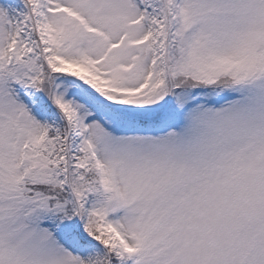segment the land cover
Segmentation results:
<instances>
[{
  "label": "snow or ice",
  "instance_id": "6c2138e0",
  "mask_svg": "<svg viewBox=\"0 0 264 264\" xmlns=\"http://www.w3.org/2000/svg\"><path fill=\"white\" fill-rule=\"evenodd\" d=\"M0 264H264V0H0Z\"/></svg>",
  "mask_w": 264,
  "mask_h": 264
}]
</instances>
